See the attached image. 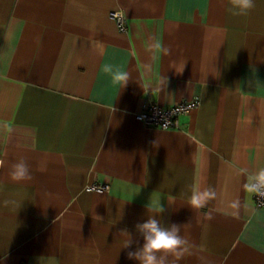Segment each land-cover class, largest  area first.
I'll list each match as a JSON object with an SVG mask.
<instances>
[{"label": "crops", "instance_id": "obj_1", "mask_svg": "<svg viewBox=\"0 0 264 264\" xmlns=\"http://www.w3.org/2000/svg\"><path fill=\"white\" fill-rule=\"evenodd\" d=\"M229 7L0 0V264H138L118 233L140 241L150 199L184 225L190 254L175 264H264V207L244 189L264 168V0ZM196 97L177 129L136 118ZM21 157L30 182L8 175ZM209 185L217 199L191 208Z\"/></svg>", "mask_w": 264, "mask_h": 264}, {"label": "clouds", "instance_id": "obj_2", "mask_svg": "<svg viewBox=\"0 0 264 264\" xmlns=\"http://www.w3.org/2000/svg\"><path fill=\"white\" fill-rule=\"evenodd\" d=\"M255 7V0H230L228 11L233 16L248 14ZM119 79L128 80L127 73H120ZM4 166V161L0 160V168ZM246 171V170H245ZM9 177L16 182H30L33 179L31 168L27 160L23 157L10 164ZM244 189L256 196L264 198V168H260L254 173L246 175ZM218 193L215 187L209 185L203 189L194 188L189 196V206L191 208H204L209 202L216 200ZM5 204L9 203L4 201ZM147 209V219L137 222L134 225L135 232L139 235L140 241H134L132 233L127 227L119 231L123 237V248L131 249L133 244L138 246L134 250L127 252L128 259L135 260L138 264H175L185 254H190L191 244L189 240L181 234L184 225L176 223H162L159 218L165 212V208L160 200L152 201L145 206ZM228 207L234 213H238L241 207L239 199L229 202ZM102 219L101 217L97 216ZM211 219V216H209ZM174 258L173 260H170Z\"/></svg>", "mask_w": 264, "mask_h": 264}, {"label": "built area", "instance_id": "obj_3", "mask_svg": "<svg viewBox=\"0 0 264 264\" xmlns=\"http://www.w3.org/2000/svg\"><path fill=\"white\" fill-rule=\"evenodd\" d=\"M109 17L115 21L121 31H125L124 17L121 12L113 11ZM199 104V99L196 97L192 100L180 102L172 107L161 108L156 105H150L145 112L136 116L137 120L146 126L158 128L162 130L177 129L180 116L188 114L192 109ZM92 190L102 191L107 189V186L91 187ZM254 204L257 208L264 207V198L253 194Z\"/></svg>", "mask_w": 264, "mask_h": 264}]
</instances>
